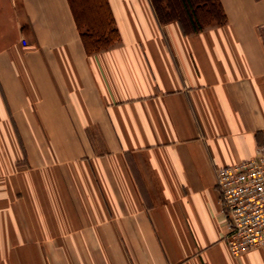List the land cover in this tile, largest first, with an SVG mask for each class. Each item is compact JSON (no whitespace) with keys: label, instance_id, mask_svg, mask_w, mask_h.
<instances>
[{"label":"crops","instance_id":"obj_1","mask_svg":"<svg viewBox=\"0 0 264 264\" xmlns=\"http://www.w3.org/2000/svg\"><path fill=\"white\" fill-rule=\"evenodd\" d=\"M105 1L87 52L69 0H0V264H264L215 177L264 146V0L199 31Z\"/></svg>","mask_w":264,"mask_h":264},{"label":"built area","instance_id":"obj_2","mask_svg":"<svg viewBox=\"0 0 264 264\" xmlns=\"http://www.w3.org/2000/svg\"><path fill=\"white\" fill-rule=\"evenodd\" d=\"M215 177L230 252L264 247V146L251 158L216 168Z\"/></svg>","mask_w":264,"mask_h":264},{"label":"trees","instance_id":"obj_3","mask_svg":"<svg viewBox=\"0 0 264 264\" xmlns=\"http://www.w3.org/2000/svg\"><path fill=\"white\" fill-rule=\"evenodd\" d=\"M87 52L106 48L117 31L106 10L105 0H69ZM160 22L177 20L190 31L225 21L219 0H151Z\"/></svg>","mask_w":264,"mask_h":264}]
</instances>
